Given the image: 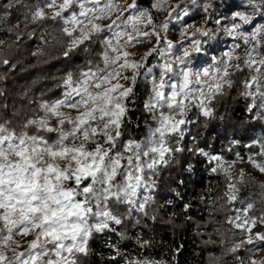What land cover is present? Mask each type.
Masks as SVG:
<instances>
[{
  "label": "snow or ice",
  "instance_id": "6c2138e0",
  "mask_svg": "<svg viewBox=\"0 0 264 264\" xmlns=\"http://www.w3.org/2000/svg\"><path fill=\"white\" fill-rule=\"evenodd\" d=\"M167 3L156 0L151 8L159 11ZM243 3L244 10L233 13L227 24V17H217L220 27L215 29L187 23L192 9L201 7L197 0L171 5L159 24L138 0H8L0 8V31L5 25L11 32L21 24L28 29L50 22L59 33L54 37L61 49L56 59L64 61L48 90L58 95L43 99L46 93L41 92L29 101L35 107L23 120L13 119L18 112L13 118L0 115V264H84L97 236L105 237L112 251L110 264H158L122 251L119 241L128 238L129 227H147V219L156 220L148 209L155 203L158 173L178 163L177 154L185 152L228 181L222 199L232 206L228 211L233 215L226 223L244 237L229 251L236 253L246 245L264 250L258 247L264 245V232H253L257 225L264 226V214L250 216L254 204L239 199L237 185L245 182L244 169L232 176L236 163L264 174V132L243 144L231 140L227 151L234 160L205 151L196 137L191 147L183 146L191 126L199 122L191 115L215 118L214 103L226 95L225 86L234 85L235 72L229 71L233 66L236 72L249 73L240 95L249 101L246 111L252 119L264 124V0ZM211 7L203 5L202 10L207 14ZM208 21L206 16L205 24ZM170 25L179 30L176 43L168 38ZM221 30L233 44L220 56L209 57L211 42ZM36 34V28L27 33L29 39ZM39 38L45 40L44 35ZM22 39L16 36L17 42ZM153 39L155 44L134 58L131 49ZM241 41L247 46L243 65L236 55ZM38 54L40 49L32 53ZM153 54L158 62L148 66ZM0 64L7 71L16 67L8 59ZM141 83L148 86L143 101L147 132L142 140L124 139ZM238 147L247 150L245 155ZM186 164L185 170H195L194 164ZM201 203H207L205 198ZM189 207L184 206L185 212ZM135 242L144 249L151 246L139 236Z\"/></svg>",
  "mask_w": 264,
  "mask_h": 264
},
{
  "label": "trees",
  "instance_id": "16d2710c",
  "mask_svg": "<svg viewBox=\"0 0 264 264\" xmlns=\"http://www.w3.org/2000/svg\"><path fill=\"white\" fill-rule=\"evenodd\" d=\"M8 0H0V8L6 5ZM200 8H193L190 16L196 27L205 26L210 29L219 28L215 24V19L219 16L229 18L234 11H243V0H197ZM154 0H138V4L143 8H149L153 17H156V10L151 8ZM180 3V1L176 2ZM175 2L172 4H176ZM203 5H212L209 12H203ZM235 5V7H231ZM209 21L205 24V17ZM15 19V15L11 18ZM159 20V18L157 19ZM160 21V20H159ZM158 22V21H157ZM9 25L4 26L0 31V40L4 41L0 45V61L8 59L14 64V71H7L6 67L0 64V91L4 92L0 96V105H8L5 109L0 107V115L13 118L12 113L19 115L14 120H23L30 115V109L35 105L30 104V100H36L40 93L46 95L43 99H49L58 95V91L48 90L56 83L53 76L59 74L64 61L57 60L60 56V45L54 37H59V33L54 31L50 22L44 27L29 25L25 29L23 24L13 31H8ZM36 28L37 34L34 38H28V31ZM174 27L170 25L168 38H173ZM51 33V35H48ZM21 35L23 39L16 41V36ZM45 36V40L39 37ZM221 30L218 38L211 42L212 47L209 52L218 53L221 44L227 40ZM264 49V45L261 46ZM41 50V54L32 55L33 52ZM239 52V53H238ZM239 63L243 65V52L238 49ZM158 62L155 54L149 57V65ZM235 72L232 76L234 85L232 88L225 86L226 95L218 97L214 103L215 118L205 120L203 117L191 115L198 123L191 126L190 136L183 144L191 147V138L196 137L199 147L208 149L210 152H223L228 136L236 135L243 142H248L252 137L264 132V124L252 119L253 114L246 111L249 101L245 100L240 93L244 90L242 82L249 74L236 72L235 68L230 70ZM147 84H139L135 97V104L131 105L134 111L130 113L131 123L125 127L124 139L142 140L147 132L145 120L149 119L143 111V101L146 99ZM25 93H27L25 95ZM175 147L176 145L173 144ZM244 150L243 147H241ZM177 161L168 168L162 169L157 176L158 188L154 193L155 203L148 209L149 216L155 215L153 222L147 219V227L137 226L127 229V239L119 241L122 251L144 255L158 262V264H235V255L229 249L238 237V233L232 230L225 222L227 206L223 197V181L220 175L211 174L202 162L196 163V157L187 152L177 154ZM186 161L195 165L194 171L185 170ZM187 165V164H186ZM179 180H184L178 185ZM175 188L180 193L177 197L171 190ZM201 197L207 203H201ZM211 197V198H209ZM239 199L254 204V210H258L264 203V188L257 181L240 184ZM168 201H171L169 204ZM160 202V204H159ZM185 205H190L185 212ZM214 205V207H213ZM209 209L212 214L209 215ZM192 219L189 220L188 217ZM139 236L143 240L150 241L151 246L147 249L141 248L135 241ZM105 237L97 236L91 244V254L84 258V264H110L112 251L108 244L104 242ZM111 240H116L115 236ZM264 246V245H262ZM252 245H246L240 249L242 259L247 260L253 255ZM119 259V258H118ZM256 264H264V259L255 260ZM123 264V261H121Z\"/></svg>",
  "mask_w": 264,
  "mask_h": 264
},
{
  "label": "rangeland",
  "instance_id": "374dc122",
  "mask_svg": "<svg viewBox=\"0 0 264 264\" xmlns=\"http://www.w3.org/2000/svg\"><path fill=\"white\" fill-rule=\"evenodd\" d=\"M178 1H180V0H168V3L167 4H165L164 6H163V8H162V10H156V13H155V15H156V17H153L154 18V21H155V23L156 24H159L160 22H162V21H164L165 20V18L167 17V13L169 12V11H171V5L175 2H178ZM117 2L118 3H120V4H126V3H131V0H117ZM156 2V0H154V3ZM235 12H237V11H234L233 13H235ZM232 13V14H233ZM232 14H231V16H232ZM231 16L228 18V19H225L224 20V23L225 24H227L228 23V21L230 20V18H231ZM159 18V20H157ZM186 19V21H187V23L189 24V25H194V27H196V24L194 23V22H192L191 20H190V18H185ZM158 21V22H157ZM194 27H190L189 29H188V32H189V34H191V32L192 31H194ZM162 35H163V33H162ZM170 39V38H169ZM180 39V36H179V30H178V28H175L174 27V29H173V38L172 39H170V40H172L173 41V43H176L178 40ZM241 43V47L240 48H238V49H240L242 52H243V56H242V58H243V60H244V58H245V56H246V51H245V49H246V47L247 46H245V45H243V42L241 41L240 42ZM155 44V40L153 39V40H151V42H148V43H143V44H139V45H137L135 48H133V49H131V51H133L136 55H135V57L134 58H136V59H139L140 58V56L143 54V53H145L148 49H150L153 45ZM233 44V41L231 40V38H227V40H225V42L223 43V44H221V50L218 52V53H213V52H209V57L210 56H212V55H216V56H220L224 51H227V50H229L230 48H231V45ZM238 49L236 50V52H238ZM239 53V52H238ZM236 55L238 56V54L236 53ZM239 56H240V54H239ZM235 63V62H234ZM235 67L233 66V68H230L229 69V71L230 70H232V69H234ZM233 139H238V140H240L239 138H238V136H234V135H229L228 136V138H227V141H226V144H225V149H224V151L223 152H218V154H222L224 157H225V159L226 160H234L235 159V156L232 154V153H230V152H228L227 151V147H228V145H229V143H230V141L231 140H233ZM241 141V140H240ZM241 143L243 144V142L241 141ZM205 149V148H204ZM236 150H238V151H240L241 152V155H245V153H246V151L247 150H242L241 149V147H238ZM205 151H208V152H210L208 149H205ZM214 153V152H213ZM188 163V162H187ZM185 166H186V163H185ZM240 169H244V171H245V173H246V177H245V182L244 183H246V182H251V181H257L260 185H262V184H264V174H261L260 172H258L257 170H255L250 164H246V163H236L234 166H233V169H232V176L233 177H236V176H238V174H239V171H240ZM218 175H220L221 176V178H222V181H223V195H224V192L226 191V188H227V183H228V181L226 180V178L224 177V175H222V174H219V173H217ZM243 184V183H242ZM237 187L238 188H240V184H238L237 185ZM225 201V200H224ZM245 203H249V202H245ZM159 204H160V202H159ZM226 204V203H225ZM226 206H227V212H226V216H225V222H226V220H227V218L230 216V215H233V213L232 212H229L228 211V209L230 208V207H232L231 205H227L226 204ZM236 207H242L243 205L242 204H240V203H237L236 205H235ZM262 214H264V203H263V205L261 204V206L259 207V209L258 210H254V208L250 211V213H249V215L250 216H256V217H258V216H260V215H262ZM227 224V223H226ZM228 225V224H227ZM229 227H230V225H228ZM231 228V227H230ZM232 230H234V231H236L237 233H238V237H237V239L235 240V242L234 243H238L239 241H241L242 239H244V237L240 234V232H239V230H236V229H232ZM253 232L255 233V232H264V226H260V225H257V227H255L254 229H253ZM258 247H262V248H264V246H262V245H258ZM242 249V248H241ZM253 255L252 256H250V258H247V260H243L242 259V256H241V254H240V252H236V253H234V255H235V264H242V262H243V264H250V260H259V259H264V250H261V251H255L254 249H253Z\"/></svg>",
  "mask_w": 264,
  "mask_h": 264
},
{
  "label": "built area",
  "instance_id": "2783aa9c",
  "mask_svg": "<svg viewBox=\"0 0 264 264\" xmlns=\"http://www.w3.org/2000/svg\"><path fill=\"white\" fill-rule=\"evenodd\" d=\"M186 167H187V165H186Z\"/></svg>",
  "mask_w": 264,
  "mask_h": 264
}]
</instances>
